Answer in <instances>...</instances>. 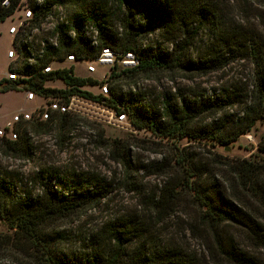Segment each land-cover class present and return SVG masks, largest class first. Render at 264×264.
<instances>
[{"label":"trees","instance_id":"1","mask_svg":"<svg viewBox=\"0 0 264 264\" xmlns=\"http://www.w3.org/2000/svg\"><path fill=\"white\" fill-rule=\"evenodd\" d=\"M69 1L77 7L72 13L75 38L70 40L66 34L60 33L59 49L50 50L48 54L55 56L63 49L64 53L82 56L100 47H108L118 53L132 52L138 65L119 70L114 66L109 75L113 82H117L124 73L128 76V73L146 74L180 68L213 71L234 55L251 60L254 82L242 115L232 119L222 115L220 119L200 127L196 125L199 116L223 110L228 100L214 96L198 102L186 98L177 101L166 94L162 96L159 108L143 101L138 94L122 91L117 84L110 85V106L116 109L119 106L117 110L125 112L136 129H146L163 138L187 136L227 144L250 130L256 120L264 121V51L252 30L227 22L216 0ZM254 1L264 5V0ZM16 3L17 0H9L6 7L0 4V22L12 12ZM49 7L50 4L45 2L37 11L44 14ZM139 15H144L146 20L139 21ZM116 21L119 31L114 24ZM85 22H91L96 30V50L80 30ZM203 26L207 29L209 26L210 32L206 54L202 59L191 60L187 52ZM158 27L175 28L170 49L157 44H143L146 34ZM50 76L61 77L69 84L83 83L71 78L65 70L55 71ZM45 77L36 74L29 81L30 87L54 93V90L40 87L39 82ZM9 90H12L11 85L0 80V93ZM82 93L90 96L85 91ZM93 98L100 99L99 96ZM78 120L75 117L62 118L53 128L65 131ZM53 128L37 124L31 127V133ZM28 135L23 132L15 141L0 142V149L4 153L27 157L31 153ZM257 149L264 153V138ZM120 158L127 165L124 151ZM172 162L171 168L175 167L178 173L175 177L168 175L166 184L153 202L156 217L164 219L166 214H170L179 198V190H185L198 209L190 225L192 228L195 224H198L197 228L203 225L201 236L208 244L212 258H223L233 264H260L253 256L237 248L235 230L243 232L252 247L264 249V158L220 156L213 159V163H207L190 156L184 149H178ZM164 165L159 164L155 170H163ZM38 179L41 184L39 193L18 195L13 183L0 175V220L9 230V233L0 232V249L21 254L28 264H193L187 255L172 245L155 243L153 226L145 216L122 217L109 223L100 235L107 243L102 252L94 249L89 253L64 252L60 245L61 234L51 229L50 223L86 205L96 204L108 191L95 183L91 189L77 190L74 187L70 193L64 194L54 188L50 176L38 175ZM133 242L136 243L134 248L129 249Z\"/></svg>","mask_w":264,"mask_h":264},{"label":"rangeland","instance_id":"2","mask_svg":"<svg viewBox=\"0 0 264 264\" xmlns=\"http://www.w3.org/2000/svg\"><path fill=\"white\" fill-rule=\"evenodd\" d=\"M43 1L51 7L48 25L65 21L70 23L73 20L72 13L77 7L69 0ZM216 2L230 25H241L254 32L264 51V5L256 4L254 0ZM144 17L139 15L138 20H146ZM114 24L117 28V21ZM6 25V21L0 23V79L6 70L5 51L9 46L8 37L4 34ZM46 27L39 30L35 44L51 38V32ZM210 28H213L212 25ZM174 32L175 28H155L146 34L143 44H157L170 49ZM208 37L209 26L208 29L207 26L201 27L187 57L191 60L202 59L206 54ZM253 67L250 59L234 55L221 68L213 71L180 68L146 74L128 73V76L124 73L117 82L108 78L107 85L117 84L122 91L138 94L143 101L159 108L162 96L166 94L177 101L186 98L198 102L214 96L227 99L223 110L202 114L197 118L196 125L200 127L220 119L222 115L227 119L242 115L253 87ZM92 91L97 94L95 87ZM108 100L106 104H109ZM19 106H25L19 90L0 93V122ZM28 138L31 153L27 157L4 153L0 149V175L13 183L16 194L39 193L41 184L38 175L50 176L54 188L64 194L70 193L74 187L77 190L91 189L95 183L108 191L96 204L86 205L50 223V228L61 234L60 245L64 252L89 253L91 249L102 252L107 243L100 235L109 223L122 217L145 216L153 226V241L159 245H172L187 255L193 264H233L223 258H212L209 246L201 236L203 225L191 227L198 209L187 191L179 190L175 206L164 219L156 217L152 204L166 184L168 175L175 177L178 173L175 167L171 168L172 158L178 149H184L190 156L207 163H213V159H219L220 156L231 159L264 158V153L257 149L264 138V121L256 120L250 130L227 144L187 136L163 138L146 129L129 131L124 127L84 118H79L65 131L53 128L30 133ZM123 151L127 156V165L121 162ZM169 162L171 164L167 166ZM162 163L165 168L156 171ZM8 231L5 222L0 220V232ZM235 232L237 248L264 264V249L252 247L243 232ZM96 241L98 244H95ZM135 244L133 242L128 248H134ZM0 264H28V261L13 250L0 249Z\"/></svg>","mask_w":264,"mask_h":264},{"label":"built area","instance_id":"3","mask_svg":"<svg viewBox=\"0 0 264 264\" xmlns=\"http://www.w3.org/2000/svg\"><path fill=\"white\" fill-rule=\"evenodd\" d=\"M8 3L9 0H2L0 4L6 7ZM44 3L43 0H17L12 12L4 19L7 23L4 34L8 37L9 46L5 51L6 70L0 80L9 83L12 90L21 92L25 106L17 107L0 122V142L15 141L23 132L30 134L31 127L37 124H47L53 128L62 118L70 117L96 120L129 131L137 130L126 113L117 110L119 106L116 109L105 103L110 99L107 80L112 68L136 67L138 60L135 55L132 52H114L108 47H100L82 56H76L73 52L64 53L63 49L55 56L49 55L48 51L59 49L60 33L73 40L75 31L73 20L70 23L65 21L58 25H48L51 7L44 14L39 12ZM44 26H47L46 30L52 36L49 41L35 44V38ZM80 30L96 50V30L93 24L85 22L81 24ZM58 70H65L71 78L82 80L83 83L69 84L61 77L50 76ZM36 74L46 76L39 82L42 89L55 92L31 88L29 81ZM94 87L97 94L92 91ZM84 91L90 96L83 94ZM93 96H99L100 99Z\"/></svg>","mask_w":264,"mask_h":264}]
</instances>
